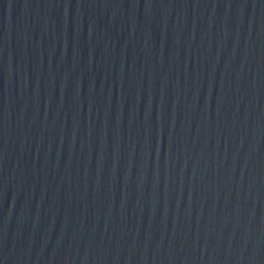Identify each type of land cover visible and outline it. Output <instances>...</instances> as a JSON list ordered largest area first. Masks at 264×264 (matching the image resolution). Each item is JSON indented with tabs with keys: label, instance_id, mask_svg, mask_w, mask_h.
Instances as JSON below:
<instances>
[{
	"label": "water",
	"instance_id": "obj_1",
	"mask_svg": "<svg viewBox=\"0 0 264 264\" xmlns=\"http://www.w3.org/2000/svg\"><path fill=\"white\" fill-rule=\"evenodd\" d=\"M0 264H264V0H0Z\"/></svg>",
	"mask_w": 264,
	"mask_h": 264
}]
</instances>
